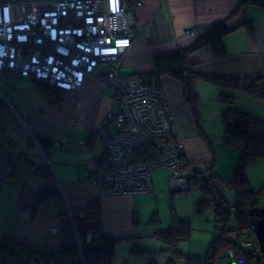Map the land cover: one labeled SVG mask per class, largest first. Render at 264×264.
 <instances>
[{"label": "crops", "instance_id": "crops-1", "mask_svg": "<svg viewBox=\"0 0 264 264\" xmlns=\"http://www.w3.org/2000/svg\"><path fill=\"white\" fill-rule=\"evenodd\" d=\"M240 1L146 0L143 7L134 11V20L141 32L135 34L123 55L121 73L129 76L151 72L154 57L190 46L212 23L225 20L229 29L224 37L226 54L216 57L211 47L204 46L189 55L190 70L230 79L264 76V0H258L261 5L238 8ZM246 24L252 26V35ZM192 28L198 32L197 36L191 33ZM160 83L181 126L178 130L188 161L196 167L204 165L211 151L203 138L209 137L194 121L181 83L167 76L161 77ZM1 88L12 109L9 115L13 125L8 119V126L16 131L21 154L26 156V161L20 163V158H13L11 154L15 151L6 152L18 165L16 174L7 181L12 190L9 196L12 205L8 223L3 227L5 235L33 249L56 250L60 245L58 234L49 237L46 229L51 225L63 229L66 224L64 213L83 211L90 202L98 201L104 236L142 237L139 222L132 221L134 211L140 221L137 194L100 196L98 186L85 177L86 162L103 153L99 128L111 109V91L100 89L93 76H86L78 91H63L64 101L58 105L50 103L29 77L13 75ZM195 88L204 98L208 91L212 95L221 92L219 87L201 80ZM226 92L233 94L237 107L259 116L257 110L250 107V102L262 103L241 90ZM95 137L100 139V149L94 148ZM30 138H34L36 144ZM38 139L50 145L43 149ZM42 168L50 172V179L38 174ZM44 184L56 188L60 198H51L35 207L37 189ZM152 184L155 191L159 182L155 183L152 178ZM156 231L159 229L153 226L151 235Z\"/></svg>", "mask_w": 264, "mask_h": 264}, {"label": "built area", "instance_id": "built-area-1", "mask_svg": "<svg viewBox=\"0 0 264 264\" xmlns=\"http://www.w3.org/2000/svg\"><path fill=\"white\" fill-rule=\"evenodd\" d=\"M142 3V0H0V87L11 74H18L62 91H77L90 75L97 79L100 89L111 91L112 106L99 128L103 153L88 160L85 171V177L99 187L101 195L152 193L151 171L157 166L174 168L175 174L180 173L179 152L184 150L181 140L174 142V137L179 136L159 82L149 75L124 78L119 73L117 62L140 30L134 11ZM195 32L196 29H191V33ZM148 145L161 154L159 161L137 159L138 151ZM10 173L11 165L0 148V188ZM180 174L173 178L171 175V185L187 189L185 176ZM74 230L81 260L80 239ZM59 231L54 225L46 229L48 236ZM96 236L88 232L85 238L91 241ZM241 245L249 246L250 239L246 236ZM233 261L234 255L229 250L227 257L218 259L216 264ZM14 264L66 262L27 255Z\"/></svg>", "mask_w": 264, "mask_h": 264}, {"label": "trees", "instance_id": "trees-1", "mask_svg": "<svg viewBox=\"0 0 264 264\" xmlns=\"http://www.w3.org/2000/svg\"><path fill=\"white\" fill-rule=\"evenodd\" d=\"M250 4L261 5V2L258 0H241L238 8ZM246 27L249 34L252 35V26L246 24ZM228 32L229 29L225 20L212 23L207 32L203 36L198 37L190 46L168 55L154 57V69L145 74L158 78V82L161 77L167 76L181 83L184 90L183 97L190 107L195 122L198 103L196 83L201 80L219 87L221 92L218 97L224 105L220 112L224 128L223 141L228 145L237 147L239 150L233 174L229 180L225 181L236 193V198L231 205L226 204L224 196L218 192L216 187V183L221 182V180L215 172L212 154L211 160L207 164L196 167L188 161L183 152H179V168L184 172L183 175L188 178L189 182L188 188L183 192L200 190L203 194V199L196 203L195 212L201 214L208 208H212L216 214L217 221L221 222L222 225L220 234L211 238L205 256L203 258H188L191 259L188 264H213L219 258L224 260L229 250L234 253L232 264H264V256L255 237L252 235L253 224L260 218V207L256 201L255 193L250 188L246 178L248 164L264 156V119L236 105L237 108H232L235 104V97L232 93L226 92L241 90L259 101V103L264 104V77L227 79L196 73L190 70L188 60L192 52L204 46L211 47L216 57L224 56L226 54L224 37ZM31 79L35 87L45 95L50 103L59 105L64 101L62 90L49 86L43 81ZM9 114L8 105L0 100V136L8 137L6 136V124ZM196 123L198 124V122ZM38 143L43 149L50 145L46 144L43 139H38ZM209 147L210 143L208 142ZM152 148H147V146L141 148L138 151L137 159L141 162L159 161L161 159L160 153ZM3 155L11 165V177L16 174L18 163L12 160L13 154L9 156L3 152ZM38 174L46 179L51 178V174L47 169H40ZM174 192L176 191L171 188V193ZM51 198H60L58 190L49 184L40 186L36 192L35 207ZM64 215L66 216V224L58 234L60 241L58 249L49 251L33 249L25 243L5 235L0 241V264H5L8 261L14 263L27 255L57 258L62 261L71 258L74 260V264H81L74 228L80 239L84 264H111L117 244L121 239H128L102 235L98 201L90 202L83 211H72L71 216L69 213H64ZM132 221L134 223L139 222L136 211L133 212ZM156 221L159 222L155 212L149 223ZM88 232L99 234L91 241H86L85 236ZM190 233L191 223L179 220L177 214L171 209L169 225L164 230L156 231L153 236L163 244V252H172L176 256H180L182 253L178 249V244L188 240ZM246 236L250 239V245L242 246L241 242ZM130 252L141 253L146 252V250L137 245H132Z\"/></svg>", "mask_w": 264, "mask_h": 264}, {"label": "rangeland", "instance_id": "rangeland-1", "mask_svg": "<svg viewBox=\"0 0 264 264\" xmlns=\"http://www.w3.org/2000/svg\"><path fill=\"white\" fill-rule=\"evenodd\" d=\"M140 32L141 29L139 30V33ZM122 59L117 62V64L119 63V67H120L119 73L124 78H128L127 75L121 73ZM13 75L20 76L18 74H11L9 77H12ZM132 76H137V75H129V77ZM151 77L153 76L151 75ZM258 77H264V76H258ZM95 80L97 81V79ZM3 91L4 90L1 88L0 100L4 101L9 107V104L7 103L3 95ZM197 94H198V103H197V113L195 115V120L196 122L199 123L200 127L204 129L207 136L209 137L208 139L203 138V140H205V144L207 146H208V142L210 143L209 150L211 151V154L214 159V169L219 179L221 180V182L216 183L218 192H220L224 196V200L226 201V204L231 205L233 204L236 198V193L235 190L230 185L225 183V181L229 180L233 174L234 167L239 156V150L237 147L228 145L223 141L224 128L220 116V112L223 107V104L219 100L218 94L216 93L215 95L214 94L212 95L208 91L205 95V98L202 97L198 92ZM237 103L238 102H236L234 106L231 105L232 108H237L235 106L237 105ZM250 107L257 110L256 112H258L259 116H262V118H264V104H253L252 102H250ZM10 111H12V109H10ZM8 119L10 120L11 123L12 122L11 115L8 116L7 120ZM173 120L175 123V128L176 127L181 128V126L178 124V121L176 120L174 111H173ZM11 124L13 125V123ZM6 126H7L6 136L8 137L5 136L3 137L2 135L0 136L1 150L4 153H6L9 150L15 151L16 154L15 152L11 154H13V156H15V158L17 159L20 158V163L25 162L26 156L24 154H21L23 153V151H21L20 141H18V137H16L15 135L16 131L13 130V127H9L8 123L6 124ZM180 139L182 141L181 144L183 146V150H185L183 144L184 140L183 138H181V136L174 137L175 140L174 142L179 143ZM30 140H33L32 143L34 142L33 144H36L34 138L32 139L30 138ZM63 143L64 142H60L59 144H63ZM101 145L102 144L100 142V139L98 137H95L94 148L100 149ZM150 147L152 146L150 145L147 146V148ZM92 159H96V158H92ZM210 160H211V155L209 154L207 159L204 160V164H207ZM179 172L181 174H184V172L180 168H179ZM173 173L174 174L176 173V171H174V168H168L166 166H157L151 171V177L153 178V180L155 179V183L157 182V180L159 182L157 188L155 189V191L149 194H137V201L139 200L138 212L140 216V221L138 225H139V232L140 234H142V237L133 238V239L132 238L121 239V241L116 246L114 255L111 259V264H188V261L191 260L188 258H203L206 254L207 247L209 245L211 238L214 236H218L220 234V228L222 225L221 222L217 221L216 214L212 208H208V210L204 211V213L201 214H197L195 212L196 203L203 199L202 192L200 190L183 192L184 190H186V188L180 189V188H176L175 186H172L170 177ZM174 174L172 175L171 178L177 175ZM184 178L186 179V183L188 185L189 183L188 178L186 176ZM246 178L250 185V188L255 193V198L256 201L258 202L259 207L260 208L264 207V156H262L261 158H257L256 160L248 164L246 168ZM7 181L0 188V241L2 240L6 232L3 227L8 223V218L11 215L9 214L10 212L9 207L10 205H12V200L9 199V196L12 194V190L9 187L10 183ZM171 188H173L176 192L171 193ZM98 191L100 194L99 187H98ZM123 195H128V194H123ZM100 196L103 195L100 194ZM171 209H173L174 212L177 214L179 220L188 221L191 223V233L189 239L182 241L178 244V249L182 253L180 256H176L172 252L170 253L163 252L162 251L163 244L153 235H151L153 233V232L151 233V231L153 230V226L158 228L159 231L167 228V226L170 223ZM155 212L157 213V218L159 222L156 221L149 223V221L153 218ZM68 213L70 215L72 214V211H69ZM160 227L162 228L160 229ZM101 233L102 235H104L102 229H101ZM93 234L98 236L99 233H93ZM148 234H150V236H148ZM252 235L254 237L253 232ZM120 238H124V237H120ZM132 245H137L142 249H145L146 252L131 253L130 248H132ZM73 261L74 260H72L71 258L65 260L66 264H74ZM82 261L83 258L81 257V263ZM217 261L218 260H215L213 264H216ZM5 264H14V263L12 261H8Z\"/></svg>", "mask_w": 264, "mask_h": 264}, {"label": "water", "instance_id": "water-1", "mask_svg": "<svg viewBox=\"0 0 264 264\" xmlns=\"http://www.w3.org/2000/svg\"><path fill=\"white\" fill-rule=\"evenodd\" d=\"M260 218L253 224L254 237L264 256V207L260 208Z\"/></svg>", "mask_w": 264, "mask_h": 264}, {"label": "bare ground", "instance_id": "bare-ground-1", "mask_svg": "<svg viewBox=\"0 0 264 264\" xmlns=\"http://www.w3.org/2000/svg\"><path fill=\"white\" fill-rule=\"evenodd\" d=\"M143 1V3H142V6L141 7H143V5H144V3H145V1L146 0H142ZM140 7V8H141ZM195 35L197 36L198 35V32L196 31L195 32ZM145 74H147V73H142V74H138V75H145ZM160 86H161V83H160ZM162 88V87H161ZM162 91H163V93H164V98H165V101L167 102V107L170 109L171 108V105H170V103H169V101H168V98H167V96H166V93L164 92V90L162 89ZM171 110H172V108H171ZM172 114H173V110H172ZM177 128V127H176ZM177 136H181V134H180V132H179V130H178V128H177ZM181 140V139H180ZM182 142V141H181ZM183 144H184V142H183ZM186 147H185V144H184V149H185ZM186 149L184 150V154H186ZM71 221H73V219H71Z\"/></svg>", "mask_w": 264, "mask_h": 264}]
</instances>
